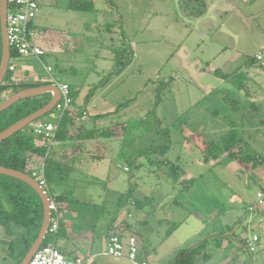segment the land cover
Masks as SVG:
<instances>
[{"label": "rangeland", "instance_id": "rangeland-1", "mask_svg": "<svg viewBox=\"0 0 264 264\" xmlns=\"http://www.w3.org/2000/svg\"><path fill=\"white\" fill-rule=\"evenodd\" d=\"M51 1L42 4L35 24L63 34L68 50L62 59L50 51L41 59L72 85L74 106L88 111L76 110L79 123L113 132L67 152L80 159L89 150L99 157L83 159L88 173L82 176L98 177L86 198L113 202L97 229L72 228L70 215H61L77 245L72 253L106 249L114 202L133 186L132 202L113 226L130 222L149 262L264 264V205L255 208L256 193L264 191V162L254 168L226 152L216 159L204 153L210 141L236 126L246 152L264 156V112L247 104L260 100L264 109V67L250 61L264 47V0H203L202 14L185 0H92L88 11L68 8L69 0ZM23 60L49 76L40 59ZM58 116L53 109L42 118L56 122ZM160 129L170 134V150L165 156L147 154L168 139ZM58 147L55 141L53 150ZM177 164L183 169L178 181L197 177L188 190L174 181ZM2 232L0 227V237ZM253 235L259 237L254 251L246 246ZM46 239L55 242L53 236ZM95 260L133 264L104 254Z\"/></svg>", "mask_w": 264, "mask_h": 264}, {"label": "trees", "instance_id": "trees-1", "mask_svg": "<svg viewBox=\"0 0 264 264\" xmlns=\"http://www.w3.org/2000/svg\"><path fill=\"white\" fill-rule=\"evenodd\" d=\"M185 2L196 3L199 8L195 7V12L198 14L203 13V10L200 9L201 6H204L203 0H185ZM68 3L67 7L74 10L88 11L93 8L92 0H69ZM11 51L12 57L17 56L14 50ZM119 52H116V60L119 59L120 61L117 62L124 63L123 65H125L124 60L120 56L121 52ZM1 56L2 37L0 26V62ZM250 61L257 62L255 57H251ZM46 84H49V82L38 79L34 81H18L16 79V70L9 69L3 82L0 84V102L18 90ZM70 88L72 104L74 105V95L76 93L73 91L72 85H70ZM51 97L52 95L49 92L42 93L21 99L1 111L0 131L45 106L51 100ZM259 101H250L247 104L249 105L248 108H251L258 114H262L264 111ZM81 115L78 111L67 109L58 122L55 141L61 143L63 146H66L71 141H76L73 143L81 145L87 140L112 137L113 132L111 130L98 127L89 128L83 122L79 123L78 119ZM31 126L32 124L28 125L0 142V164L36 177L34 171L37 169L38 164L43 161L45 163L44 176L47 182L46 188L57 204L61 215L63 213L70 215L71 222L73 221L71 224L72 228L78 227L74 222L79 218L82 221H87L85 225L88 227L97 229L98 225L101 226L100 220L111 211L108 206L113 202L95 203L76 198V179L71 176L72 164L67 159L56 158L55 152L57 150H53V145L51 147L48 146L49 138L34 134ZM160 130L166 131L165 133L169 136L168 139L160 145L150 147L146 152L147 154L165 156L170 150L172 145L170 134L167 133V130ZM246 145L247 141L239 134L238 127L234 126L227 133L221 135L218 140L210 141L204 153L206 159L210 157L216 159L222 152H226L230 157L243 164L256 168L258 164L264 162V156L259 152H246ZM169 163L171 162L169 161ZM182 173L183 169H181L179 164L175 165L172 175L175 177L174 181L179 184L181 190H188L195 183L197 177L178 181L179 178L176 177L182 175ZM132 194L133 186L130 187L121 199L114 202L116 207H113L112 217L107 224L106 236H110L111 231L115 229L113 223L116 222L120 211L132 202ZM43 219L44 206L38 192L26 181L0 173V227L3 229V236L0 237V264L21 263L32 243L37 238L43 224ZM124 219L126 220L127 218ZM121 224L123 222L118 225ZM126 225V229L131 227L129 222ZM65 228L66 226L61 220L58 234L56 236L49 235L55 238L54 243L63 253H65V250L61 248L59 238L68 235L69 231ZM225 233V231L215 233L213 237L219 238ZM48 243H50L48 239H45L43 244ZM181 257L183 258L184 256L182 255Z\"/></svg>", "mask_w": 264, "mask_h": 264}, {"label": "built area", "instance_id": "built-area-1", "mask_svg": "<svg viewBox=\"0 0 264 264\" xmlns=\"http://www.w3.org/2000/svg\"><path fill=\"white\" fill-rule=\"evenodd\" d=\"M39 6V0H8V39L11 50H14L19 57L34 56L41 60V57L46 53L45 47L40 42L44 34L34 25V21L38 16ZM255 59L264 67V47L257 51ZM42 64L49 74L47 77L49 84L57 85L61 91V99L55 106L59 116L56 122L39 118L32 123L31 127L34 134L48 137V146L51 147L55 142L57 125L61 116L67 109L73 108L72 94L70 85L67 82L61 81L59 77L53 74V67L43 62ZM15 68L16 63L14 57L11 56L9 69L15 70ZM44 166L45 163L43 161L39 163L37 169L34 171V175L39 183L46 187ZM262 205H264V191L259 190L256 193L255 208L259 209ZM50 208L52 216L48 235L56 236L60 229L62 216L52 197ZM125 227L127 225H118L116 230L110 234L103 254L116 259H126L133 264H153L146 259L142 260L140 258L142 248L139 238L135 233H128L126 234L127 236L124 235L126 232ZM258 240V235H253L252 238L247 239L246 246L254 251L256 249L255 243ZM83 261V257L67 258L55 243H48L42 244L28 264H81Z\"/></svg>", "mask_w": 264, "mask_h": 264}, {"label": "water", "instance_id": "water-1", "mask_svg": "<svg viewBox=\"0 0 264 264\" xmlns=\"http://www.w3.org/2000/svg\"><path fill=\"white\" fill-rule=\"evenodd\" d=\"M7 10H8V0H0V26H1V37H2L0 84L3 82L6 74L8 73L9 63L12 55L11 46L8 39V32H7ZM222 29L223 31L230 33L231 35L236 37V35L232 31H230L227 27L223 26ZM46 92L51 93L52 95L51 100L45 106L30 113L29 115L16 121L6 129L0 131V142L12 136L15 132L27 127L28 125L32 124L35 120L43 117L44 115L55 109L57 102L61 99V91L57 85H53V84L28 87L12 93L11 95H9L7 98H5L0 102V112H1L21 99L36 96ZM0 173L22 179L27 183H29L38 192L43 202L44 219H43L42 227L40 229L37 238L32 243L31 247L29 248V250L27 251V253L25 254L24 258L20 263V264H28L31 258L33 257V255L36 253V251L42 246L48 235L49 225L52 216V211L50 208L51 195L49 191L46 189V187L42 186L39 183V181L30 174H27L17 169L3 166L1 164H0Z\"/></svg>", "mask_w": 264, "mask_h": 264}, {"label": "crops", "instance_id": "crops-1", "mask_svg": "<svg viewBox=\"0 0 264 264\" xmlns=\"http://www.w3.org/2000/svg\"><path fill=\"white\" fill-rule=\"evenodd\" d=\"M39 2H40L39 9L42 6V4H44V3H47L46 5H50V4L52 5V1L51 0H39ZM64 5L59 7V8L61 10H65ZM38 15H39V12H38ZM79 17H80V15H75V18L78 19ZM36 19H35V21H36ZM35 21H34V25L38 29H40L39 26L37 24H35ZM40 31L43 32V34H44V37L42 38V40L40 42L43 45V41H44V43L46 44V47L48 46V48L45 47L46 53H48L49 51L51 53H57L59 55L58 58L60 57L62 59L63 57L61 55L64 54V52H66L68 50V49L66 50L65 47H64V45L66 44V40L63 39V34H60V33H57L58 35L51 34V32L49 30H43V29L40 30ZM59 41H60V44L58 43ZM67 43H69V42L67 41ZM70 44L73 45L74 42L71 41ZM28 57H30V56H28ZM32 57H34V56H32ZM24 58H27V57H19V56H15L14 57V60H15V63H16V68H15V70H16V79L24 80V81H34V80H37V79L38 80H42V81L43 80L48 81L47 77L39 75L36 71H34L33 69L27 67L26 64H24V62H23ZM41 61L43 62L42 59H41ZM43 63H45V62H43ZM45 64H48V63H45ZM48 65H51V64H48ZM260 102L261 101H259V103ZM81 109H82L81 107L76 106V105L75 106L73 105V108H72L73 111L80 110L82 114H85L86 112H88L85 109L84 110L82 109L83 111ZM263 111H264V109H263ZM88 141L89 140L85 141V143L88 142ZM73 142L72 141L68 142V144H66V146H63V145H61V143H59V147L60 146H62V147L57 149V151L55 152V157L58 158V159H63V160L67 159L72 164L71 176L76 179L75 197L78 198V199H81V200L94 202L93 200H91L89 198H86V197H88L87 195H89V189L90 188L88 187V185L91 182H93V181H97L98 182V177H95V180L92 181V180L89 179V177L82 176V173H88L83 168V165H84L83 159L86 157V158H89L90 162H93L92 157L95 158V157H98V156H96L95 154L93 155V153L91 151H89V150H87V153L84 154V156H82L80 159L77 158V157L69 156L68 153H67L69 150L81 148L82 145H83V144L78 145V143L74 144ZM76 159H77V161H76ZM82 177H85V178H82ZM85 182H87V185H86ZM255 199H256V197H255ZM74 223H76L79 227H83L85 225V222L80 220L79 218ZM116 227L117 226H115V229L113 231L116 230ZM113 231H111V233ZM128 233H134V232H132L130 230V228H128V229H126V232H125L124 235H126ZM72 237H73V234L69 231L68 235L63 236V238H59V243L61 245V248H63L65 250L64 254L67 256V258L83 257L84 261L81 264H97L95 258H96L97 255L103 254V251L102 252H97V253H94L93 251H91L86 256L73 254L72 250L77 245L76 246L74 245ZM108 237L109 236L105 237L106 246H107ZM104 255H106V254H104ZM140 258L142 260L146 259V258L142 257L141 254H140ZM226 259H228V258H226Z\"/></svg>", "mask_w": 264, "mask_h": 264}]
</instances>
